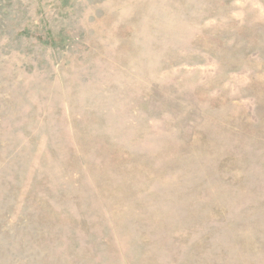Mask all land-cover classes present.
Here are the masks:
<instances>
[{
	"label": "rangeland",
	"instance_id": "1",
	"mask_svg": "<svg viewBox=\"0 0 264 264\" xmlns=\"http://www.w3.org/2000/svg\"><path fill=\"white\" fill-rule=\"evenodd\" d=\"M0 264H264V0H0Z\"/></svg>",
	"mask_w": 264,
	"mask_h": 264
}]
</instances>
